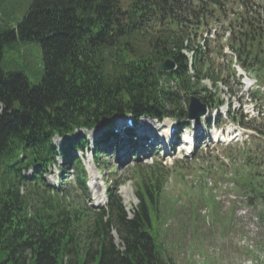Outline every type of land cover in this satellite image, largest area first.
<instances>
[{"label": "trees", "instance_id": "obj_1", "mask_svg": "<svg viewBox=\"0 0 264 264\" xmlns=\"http://www.w3.org/2000/svg\"><path fill=\"white\" fill-rule=\"evenodd\" d=\"M237 2L232 47L264 82V27L249 0H33L17 28L0 33V264H176L165 256L158 226L167 178L161 167L146 174L139 169L133 217L117 188L109 189L107 208L91 212L69 188L47 185L43 176L60 156L86 192L84 165L74 151L88 141L76 133L57 146L56 136L110 125L124 114L184 121L182 94L202 90L204 78L215 86L219 79L196 43L199 29L212 8L225 14L226 5ZM17 37L42 47L38 84L1 67L5 44ZM185 50L193 54L192 68ZM166 58L176 69L157 70ZM203 99L209 106L217 102L211 94ZM113 134L106 130L95 142L96 156L111 146ZM245 155L235 167L238 186L264 195L259 163ZM82 230L91 237L86 246Z\"/></svg>", "mask_w": 264, "mask_h": 264}, {"label": "rangeland", "instance_id": "obj_2", "mask_svg": "<svg viewBox=\"0 0 264 264\" xmlns=\"http://www.w3.org/2000/svg\"><path fill=\"white\" fill-rule=\"evenodd\" d=\"M32 3L33 0H0V33L17 28ZM214 20L215 18L212 22ZM213 27H217V32L214 38L212 37L213 41L210 43L207 58L209 62L217 67L221 66L222 69L228 63L225 60L224 66L221 65L224 60L218 51V43L214 41L216 36L222 35L224 28L220 24L213 25ZM222 39L223 44L226 41L223 35ZM199 41L201 42L200 36ZM231 51L225 45L222 53L230 55ZM187 54L191 55L189 52ZM232 66L234 67V63ZM1 67L5 72H24L33 84H38L44 74L43 52L40 43L21 40L18 37L6 43ZM253 79L255 80V77L251 76V80ZM203 84H206L207 90L214 89L209 80H204ZM229 84L236 83L230 80ZM238 86L241 87V85ZM242 87H244L243 84ZM212 91L215 92L213 96L219 95L225 101H228L234 94L221 82L219 87ZM201 93L203 95L204 92L201 91ZM258 95L264 102V88H261ZM188 96L189 94H182L185 107L189 102ZM141 122L142 127L150 124L154 127L162 125V128H165L164 131L167 130L163 127L166 120L157 122L143 117ZM200 126L205 127L204 124ZM79 133L85 134L90 142L100 134L99 131L90 130H79ZM63 141L65 139L58 137L54 139L57 146ZM145 145L146 147L141 151H139V145L135 149L130 147L128 152L125 147L119 152L108 150L101 153L99 159H93L92 146L87 154L81 155L80 151L76 152L78 156L80 155L87 171L89 170L90 176L92 173L99 176L98 179H94L99 183V189H92L93 193L90 198L81 193L74 168L65 170L62 176L58 173L57 166L52 167L45 175L46 182L56 186H58L57 182L59 184L63 182V187L69 188L73 197L75 193L81 203L94 210L100 209V206L107 203L108 188L115 190L118 187L123 204L132 216L139 202L134 193V188L139 181L138 167H153L157 161L165 166V163L171 160L170 156L155 155L151 152L154 147ZM131 149L133 151H130ZM222 150L219 146L216 151L222 153ZM232 151L234 154L238 152L234 149ZM58 160L62 161L61 158ZM187 161L182 168L168 167V180L164 184L159 199L162 218L158 226L164 242L166 258L171 257L176 264H264V201L254 197L250 198L235 186L237 178L234 174L235 170L226 173L227 179L221 180L217 185L207 178L209 172L204 158L201 159L200 156L199 159L192 161L188 159ZM237 165L242 167V161ZM142 170L143 173H147V169ZM26 173L31 175L32 170ZM58 176L61 177L58 178ZM88 182L91 184V179ZM98 194L101 196L102 203L99 202ZM78 236L81 239L80 243L86 246L90 238L89 232L82 230ZM114 237L116 243H119L115 233Z\"/></svg>", "mask_w": 264, "mask_h": 264}, {"label": "water", "instance_id": "obj_3", "mask_svg": "<svg viewBox=\"0 0 264 264\" xmlns=\"http://www.w3.org/2000/svg\"><path fill=\"white\" fill-rule=\"evenodd\" d=\"M175 62L171 59L165 60L157 66L160 70H171L174 69ZM207 108L205 104L200 102V99L196 96L191 97L188 118L194 119L206 114Z\"/></svg>", "mask_w": 264, "mask_h": 264}]
</instances>
